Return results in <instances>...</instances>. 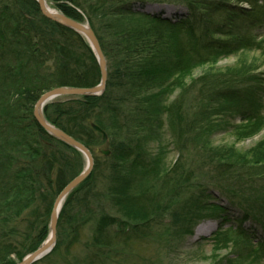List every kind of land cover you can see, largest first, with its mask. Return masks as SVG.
<instances>
[{
  "label": "trees",
  "instance_id": "obj_1",
  "mask_svg": "<svg viewBox=\"0 0 264 264\" xmlns=\"http://www.w3.org/2000/svg\"><path fill=\"white\" fill-rule=\"evenodd\" d=\"M48 1L63 15L89 24L109 70L102 95L64 97L43 108L45 119L85 145L95 160L91 175L63 204L49 258L59 252L70 256L81 229L90 224L86 257L72 254L71 261L63 260L109 264L120 251L113 236H139L159 214L155 206H161L167 189L180 190L190 175L195 180L203 172L212 174L211 183L242 216L237 226H228V210L207 201L212 195L197 184L196 196L175 216L177 235H193L202 221L220 219L212 239L215 249L236 248L233 264H261L256 258L264 257V237L255 243L244 224L251 220L264 234V188L255 190L243 177L264 179V138L242 151L234 145L215 147L210 137L217 128L214 107L226 114L239 108L243 119L234 128L240 138L264 130V119L241 113L244 101L236 96L233 82L223 79L192 117L185 116L179 100L187 77L198 67L253 46L262 49L264 35L258 41L261 35L247 28H264V0H152L186 8L185 16L173 17L136 10L143 0ZM100 80L96 57L81 35L44 17L35 0H0V264L20 263L39 249L50 234L58 195L83 171V155L35 120L36 102L54 88H91ZM92 124L107 133L110 157L97 154L106 141ZM164 128L170 142L192 155L189 167L167 164ZM152 140L155 155L147 148ZM105 205L116 209L114 215L102 211Z\"/></svg>",
  "mask_w": 264,
  "mask_h": 264
},
{
  "label": "rangeland",
  "instance_id": "obj_2",
  "mask_svg": "<svg viewBox=\"0 0 264 264\" xmlns=\"http://www.w3.org/2000/svg\"><path fill=\"white\" fill-rule=\"evenodd\" d=\"M47 3L52 7V10L60 12L53 2L47 0ZM241 6L245 9L250 8L249 4H242ZM135 9L148 13L164 12L167 17H173L174 14H181V16L187 14L186 8L181 4L158 3L152 0L138 2L135 5ZM243 26L245 27L244 24ZM247 30L260 34L261 37L258 41H261L260 39L263 38L264 28L256 27V30L254 28H247ZM263 48L264 44L262 41V49H255L253 46L252 48L242 50L237 54L221 58L215 64L204 65L195 69L193 73L187 77L186 84H188V86L181 93L179 100V103L183 105L184 113L187 114L185 116L188 117L190 115V117H192L193 112L197 111L198 107L201 105V100H210L211 96H213L211 92L215 89L217 81L223 79L233 82V87L236 89L234 90L236 91V96L244 101V107L243 110H241V113H244L245 116H254L253 114H257L254 117L260 115L261 119H264ZM115 94L118 95L116 91ZM247 99H250L251 102H246ZM216 109L217 108L214 107L212 110L217 125L216 130H214L210 137V143L213 146L224 147L234 145L237 149L245 151L263 140L264 130H261L254 137L240 138V136L237 135L234 127L240 124L243 119V115L239 114V108L234 109L231 114L222 113L221 108L217 113ZM249 110H252L253 112ZM162 133H166L168 136L161 140V142L168 147L166 155L167 164L173 166L180 163L181 165H185L186 168L189 167L191 165L192 155L186 150H180L178 146L170 142L171 140H168L170 135L167 128H164ZM113 137L116 138L115 135H113ZM105 141L106 142L101 145L100 148L110 150V143L107 142V140ZM147 148L150 152L149 154L155 155L154 140L149 142ZM110 156L111 152L108 157ZM83 159L81 170H84L87 164L84 156ZM201 174V177L196 178L195 180L194 175H190L187 180L188 183L180 190L172 191V193L167 189L168 192H166L161 199V206H155V211L159 212V214L151 217L145 226L141 228L142 230L139 236L128 237V234H122V232H120L118 236H113L115 247H118L120 251L113 256L109 264H231V262L233 264L236 262V248L222 246L217 250L213 244L212 239L218 230L220 219H206L199 224H216V230L211 235H203L195 238L196 229L199 225L195 228L193 235H180V237L177 235L179 224L175 223V216L184 213L188 199L196 196L195 193L197 190L194 187H197V184L204 185L205 188L208 189V193L212 195V198L207 201H211L212 204L221 205L228 210L224 214L231 219L228 226H237L238 219L242 216L241 211L237 208L231 207V204L221 190L216 188L215 184L211 183V179H213L211 177L212 174L203 172H201ZM228 177L236 182L239 181L234 173H229ZM254 180L255 182H251L243 177V181H246L247 184L252 186L255 190L257 188H264V179ZM99 184L102 186L101 181ZM169 192L175 194L171 199V193L169 194ZM102 211L113 214L116 209L105 205ZM21 219L24 220V218ZM244 228L251 230L250 233L253 235L255 243L257 240L264 237L261 227L251 220L244 224ZM91 234L92 226L88 224L80 231V242L71 248V253L76 255L79 259L86 257L88 252L86 242L90 241ZM47 240L48 239H46L45 242ZM45 242H43V244ZM56 242L52 251L56 246ZM50 253L37 261L36 264H65L63 259L66 256H58L60 255L59 252L57 256H50L49 258ZM72 254L66 257L69 261L72 260ZM11 259L16 261L15 255H12ZM256 260L257 262L259 261L261 264H264V257H262V260L260 257L256 258Z\"/></svg>",
  "mask_w": 264,
  "mask_h": 264
},
{
  "label": "water",
  "instance_id": "obj_3",
  "mask_svg": "<svg viewBox=\"0 0 264 264\" xmlns=\"http://www.w3.org/2000/svg\"><path fill=\"white\" fill-rule=\"evenodd\" d=\"M39 8L41 10V13L44 17L47 19L63 26L66 28H69L82 37H84L87 42L89 43L96 59L98 62V66L101 73V80L100 83L91 88H74V87H57L50 91L45 92L39 100L36 102L34 106V118L39 123V125L51 136L55 137L56 139L62 141L63 143L67 144L68 146L76 149L79 151L86 159V167L84 171L78 175L76 178H74L59 194L57 197L52 213H51V219H50V235L48 240L35 252L31 253L27 257L23 259V261L19 264H34L35 262L42 259L45 255L50 253L53 249V246L55 245L56 239H57V225H58V219L59 214L63 205V202L65 199L69 196V194L76 189L78 186H80L92 173L94 168V156L93 153L81 142L77 141L64 131L56 128L55 126L51 125L44 117L43 115V108L50 102L62 98V97H94L101 95L107 85L108 81V69H107V61L103 54V51L101 49L100 43L94 33V31L91 29L89 24L87 23H81L78 21H75L62 13L56 11V10H49L47 8V0H35ZM92 129L100 133L102 135V138L106 140L108 138V135L106 132L101 129L99 126L92 124ZM97 153L101 156L108 157L110 155V150L105 149H98Z\"/></svg>",
  "mask_w": 264,
  "mask_h": 264
},
{
  "label": "bare ground",
  "instance_id": "obj_4",
  "mask_svg": "<svg viewBox=\"0 0 264 264\" xmlns=\"http://www.w3.org/2000/svg\"><path fill=\"white\" fill-rule=\"evenodd\" d=\"M47 8L52 10V7L47 3ZM216 224H201L196 229L195 238L201 237L203 235H211L216 230Z\"/></svg>",
  "mask_w": 264,
  "mask_h": 264
}]
</instances>
